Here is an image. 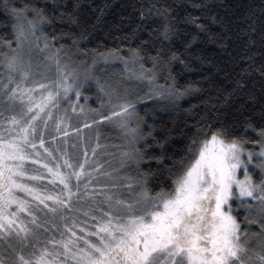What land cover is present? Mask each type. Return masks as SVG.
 Returning a JSON list of instances; mask_svg holds the SVG:
<instances>
[{
	"label": "snow or ice",
	"instance_id": "obj_1",
	"mask_svg": "<svg viewBox=\"0 0 264 264\" xmlns=\"http://www.w3.org/2000/svg\"><path fill=\"white\" fill-rule=\"evenodd\" d=\"M2 7L17 20H26L32 35H35L37 23L42 26L57 20L55 14L49 15L45 8L37 5L16 7L10 0H4ZM54 7L67 8L68 5L56 4ZM71 7L75 11L79 3ZM73 11L61 13L60 18L67 15L72 23H76ZM23 35L21 29L18 37ZM177 35V30L165 23L157 38L163 45ZM17 44L19 46V38ZM190 46L191 42L186 45ZM130 53L124 59L125 67L129 63L139 64L140 72L133 74L137 79L150 82L155 81L160 65L167 66L171 61L180 60L175 52L166 58L162 47L155 55L147 50L141 54L138 48L130 49ZM100 55L105 60L116 58L111 54ZM145 60L151 67H145ZM56 65L58 79L47 84L33 81L29 86L26 84L30 78L28 68L21 58L13 56L5 65L7 82L0 80V97L7 104V110L14 111L17 104L20 105L18 113L0 120V245L4 246L0 264H264V127L257 130L248 123L245 131L252 129L257 133V138L250 141L246 135L231 134L228 128L212 130L210 124L202 125L187 146L185 155L169 166L163 155L167 138L157 139L152 125H148L145 132L137 124L128 130L133 133V140L143 141V145H134L125 155L136 165L145 157L149 161L155 160L159 167L167 169L170 184L153 193L148 187L152 173L142 174L136 181L140 191L128 200L111 193L89 192L91 174L85 171L83 163L75 170L67 158L63 159L62 165L57 162L54 167L42 164L51 176L50 182L62 186L59 192L50 193L46 186L37 187L25 182L45 179L39 169L32 170L37 173L32 174L25 166V162L32 159L29 149H36L37 140L48 159L55 161L53 153L59 151L45 147L39 124L43 123L45 129L48 127L47 120L52 118L50 108L57 106L61 93L68 97L74 91L79 98L80 90L90 87L89 82L94 79L86 75L81 80L66 71L67 65L61 67L59 59H56ZM261 71L264 74V70ZM95 84L99 91H105L98 80ZM236 86L242 87L239 80ZM158 87L164 89L158 91V95L179 96L187 92L174 82ZM37 89L41 90L39 99L33 95ZM236 90L234 88L233 92ZM232 94L230 92L228 96ZM122 114L128 119L137 117L135 104L124 101L113 105L110 115L101 113L100 116L101 120L107 121ZM122 126H127V120L122 121ZM56 130L62 131L59 123ZM249 143L258 146V150L254 152L247 148ZM153 147L160 148L161 154L150 153ZM35 155L37 159L32 163L41 164L40 153ZM62 167L71 171L62 172ZM241 171L242 179L238 175ZM254 173L258 179L254 178ZM85 177L81 191V180ZM18 192L31 199L19 196ZM98 195L104 197L99 203ZM78 203L79 207L76 206ZM83 204L88 205L87 210H83ZM233 204H236L235 209ZM101 205H106V210ZM241 209L246 213V225L259 226L260 231L255 234L262 238L259 252L253 250L247 228L242 229L238 215H234ZM36 211L42 212L44 219L38 217ZM81 212L94 222L91 228L87 219L81 226L75 215ZM21 213L30 219H21ZM252 213L255 218L250 219Z\"/></svg>",
	"mask_w": 264,
	"mask_h": 264
},
{
	"label": "trees",
	"instance_id": "obj_2",
	"mask_svg": "<svg viewBox=\"0 0 264 264\" xmlns=\"http://www.w3.org/2000/svg\"><path fill=\"white\" fill-rule=\"evenodd\" d=\"M3 2L0 0V61L5 63L17 49L18 30L29 29V25L26 20H17L14 15L6 13ZM76 2L79 8L73 11L71 6ZM10 3L16 7L37 5L45 8L47 14L56 15L57 20L52 24L41 26L37 23L35 33L38 43L43 46L36 47L42 53L38 51L40 56L35 54L34 58L43 62L44 56L48 55V59L55 62L59 59L60 64H69L93 77L89 82L91 86L83 89L84 105L91 115H108L107 111L115 103L135 101L138 116L130 127L140 124L147 132L148 125H152L157 139L166 137L163 155L165 164L169 166L185 155L187 146L202 125L210 124L212 130L225 127L233 135H246L250 141L257 138V133L252 129L246 132L247 124L251 123L257 130L264 127V74L261 71L264 70V0H10ZM56 4H67L68 7H54ZM69 11H73L76 23H72L67 15L60 18L61 13ZM165 23L171 24L178 35L162 45L157 37ZM190 42L191 46L186 47ZM161 47L166 58L175 52L184 62L175 60L167 66L160 65L154 83L166 87L174 82L182 91L187 89L184 95L162 99L144 97L143 90L124 81L118 66L98 64L103 59L101 53L104 56L111 54L116 57L113 59L124 62L131 54L130 49L138 48L141 54L147 50L155 55ZM144 63L145 67H151L149 61ZM97 80L103 85L104 92L95 86ZM237 80L242 87L237 88ZM234 88L237 89L235 92ZM230 92L233 94L229 97ZM6 115L8 113L4 112L0 118ZM79 117V112L68 116L73 121ZM97 119L94 117L92 121ZM116 120V117L103 120L101 127L109 134L106 127L120 122ZM130 127L129 124L120 127L122 131H128L127 139L123 138L120 130L113 133L114 137H107L113 146L103 157L104 164H117V159L125 151L122 150L124 146L132 143ZM136 145L142 147L143 141H136ZM246 147L254 152L258 150V146L251 143ZM120 150L121 153L118 152ZM150 153L160 155L161 149L153 147ZM147 173H152L148 187L153 193L169 186L167 169H162L155 160L149 161L147 157L139 165L134 163L117 172L119 176L125 174L120 176L122 184L126 176L138 180ZM33 174L37 173L33 171ZM31 183L37 187L46 186L43 180ZM120 183L115 186H120ZM88 191L106 193L96 185H89ZM103 198L98 195L97 203ZM76 206L79 207L80 203ZM87 207L83 204V210ZM101 207L106 210L107 206ZM32 208L35 211V204ZM35 214L44 219L42 212L36 211ZM75 215L81 226L87 219L91 228L94 222L90 217H84L82 212ZM20 216L24 220L30 219L25 213ZM53 233L59 238L55 230ZM255 236L259 241L260 236ZM3 247L0 245V252H3Z\"/></svg>",
	"mask_w": 264,
	"mask_h": 264
},
{
	"label": "rangeland",
	"instance_id": "obj_3",
	"mask_svg": "<svg viewBox=\"0 0 264 264\" xmlns=\"http://www.w3.org/2000/svg\"><path fill=\"white\" fill-rule=\"evenodd\" d=\"M24 32L23 36L17 35V39L19 38V46H17L16 51H13V53L10 55V58L13 56H17L21 58L25 64V66L28 68L30 72V78L26 82L27 85L31 86L33 81H37L40 83L47 84L49 81H55L58 79L59 73L57 72V65L55 60H52L51 58L48 59V55L44 56V61L39 62L34 58L35 54H38L37 46L41 48L43 44L38 43V35L35 33V35L31 34L30 29H22ZM21 31V28L18 30V34ZM39 53H42L39 51ZM40 56V54H38ZM7 60L0 61V80L7 82L8 78V72L5 67ZM98 64L106 67V66H118L120 71H122L121 74H123L124 81L127 82V84L131 83L133 86L138 87L139 89L144 91V97L147 96L150 97H156L159 99L166 98L169 95L166 93L164 95H158V91H164V89L159 88L154 82H150L148 80L144 79H137L136 75L133 73H139L140 67L137 65H132L131 63L128 64V67H125V63L123 61H118L117 59L109 58L107 60L102 59L98 61ZM67 68L66 71L74 73L76 76H78L81 80L88 75L82 70H78L75 67L70 66L69 64H66ZM65 64H61V67H64ZM92 71V70H91ZM90 76V75H88ZM17 81H19L20 77L17 74L16 75ZM114 85V84H112ZM96 86V84H95ZM86 88V87H84ZM80 90L81 95L79 98L75 95V92H70L68 97H64L61 93L59 97V102L56 107H51L50 111L52 113V118L47 120L48 127L45 129L43 123L39 124V128L43 131V139L45 141V147L49 148V150H55L58 149L59 151H54V155L56 157V160L53 161L51 159L46 158L47 154L44 153L43 148L40 147L39 141H36L37 147L35 150L29 149V151L32 153V159L25 162V166L29 169L30 172H32L34 169H39L40 172H42L45 176V179L43 180L45 182V185L48 187V191L50 192H59L60 188L62 187L57 182L55 185L52 184L51 176L47 173L45 169H43L42 164L48 163L50 166L54 167L57 162H59L61 165L63 164V159L67 158L70 163H72L75 166V170L78 169L79 164L85 165V171L87 173L91 174V183L90 185H96L98 187H101V189L105 190L106 193H111L121 199H131L136 193L140 191L139 187L136 185V179L133 177L126 176L123 178V184L120 179L121 177H124L125 174H120V176L117 174L118 169H123L126 166H133L134 162L128 160V157L125 155L126 153H130L133 149V146L136 145V141L132 140V143L126 144L124 146L125 149H122L124 152L121 153V150L118 151L121 153L120 157L117 159V164L110 163L104 164L103 163V157L109 153V149L113 145H110L107 137L111 136L114 137V134H117V131L120 130L121 134L124 136V139L129 138L128 137V131H122L120 127L122 126V121L127 120V125L129 124V127L132 126L131 122L134 120L128 119L127 117L123 116V114L119 117H116L118 123H111L106 127L108 130H110V133L103 130L101 127V124L103 120H101L100 114L98 115H91L86 110V104L85 103V97L83 95V89ZM34 96H36L37 99H39L41 95V90L37 89L35 93H33ZM136 99V98H135ZM132 103L135 104V101L129 100ZM120 103H115V105ZM73 108L75 111H73ZM20 105L17 104V107L15 110H7V104L3 102L2 97H0V113H8L4 118H0V120L9 119L12 115L19 112ZM100 109V108H99ZM98 109V110H99ZM113 110V106L109 108V111H107V114L110 115L111 111ZM116 111H119V109H115ZM77 112L80 113V117L77 119V121H73L71 118L69 119L68 116L74 115ZM104 114V113H102ZM43 115V114H42ZM1 116V115H0ZM97 117V121H92V118ZM61 118L62 121H61ZM47 119V117H45ZM116 120V121H117ZM57 123H59L60 129L62 131H57ZM131 129V127H130ZM125 130V129H124ZM67 133L65 135L64 133ZM55 137V139H53ZM131 137V136H130ZM100 138L104 140V142H100ZM125 141V140H124ZM122 148V147H121ZM39 152L42 163L41 164H33L32 160L37 159L35 153ZM66 153V156H65ZM108 155V154H107ZM114 164V165H113ZM112 169V171H111ZM251 170V166H250ZM62 172H68L71 171V169L67 168H61ZM240 178H243L242 171L238 173ZM254 178L258 179V176L254 173ZM87 179V177L82 178L81 180V190H83V183L84 180ZM28 183H31L32 181H25ZM37 182V181H35ZM120 183V186L113 187V185H116L117 183ZM72 183L75 184V178L73 177ZM50 185V186H49ZM129 185H132L131 189L129 188ZM75 191V189H73ZM104 192V191H102ZM19 196L24 197L26 199H31V197H26L24 193H17ZM251 202V201H250ZM233 208H236V204H233ZM13 210H15V206H13ZM240 211H243L242 209ZM239 211V212H240ZM24 214V213H21ZM250 241L252 244L258 243V239L256 238H250ZM254 251L257 250V248L253 249Z\"/></svg>",
	"mask_w": 264,
	"mask_h": 264
},
{
	"label": "flooded vegetation",
	"instance_id": "obj_4",
	"mask_svg": "<svg viewBox=\"0 0 264 264\" xmlns=\"http://www.w3.org/2000/svg\"><path fill=\"white\" fill-rule=\"evenodd\" d=\"M234 215H238V219L241 221L242 229L247 228V231H248V234H249V241H250V238H256L257 239V236H255V233L260 231L259 226L257 224L246 225L244 223V218H245V215H246L244 210L240 211L238 214L236 212H234ZM249 218L250 219L255 218V213L249 214ZM258 238H259L258 243L252 244L251 241H250L251 247L253 249L257 248L256 252L260 251V243H261V239H262L261 237H258ZM4 255H7V254L5 253Z\"/></svg>",
	"mask_w": 264,
	"mask_h": 264
}]
</instances>
